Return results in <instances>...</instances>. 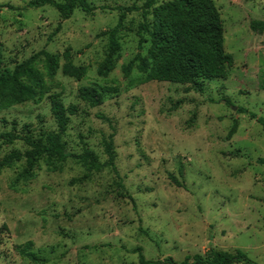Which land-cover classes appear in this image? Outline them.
<instances>
[{"label": "rangeland", "instance_id": "rangeland-1", "mask_svg": "<svg viewBox=\"0 0 264 264\" xmlns=\"http://www.w3.org/2000/svg\"><path fill=\"white\" fill-rule=\"evenodd\" d=\"M28 1L0 0V72L40 51L56 56L59 69L45 80L43 96L0 111V134L13 123L34 138L55 132L48 95H58L65 108H76L62 137L67 153L86 146L103 163L100 141L112 136L116 170L133 204L108 169L77 182L87 172L73 159L54 172L41 160L25 183H15L24 161L1 169L0 264H138L135 249L147 260L174 263L210 249L239 250L264 264V128L255 119L264 121V31L250 29L252 21L264 22V0H212L232 64L223 78L202 80L201 92L139 82L145 75L137 58L150 45L140 11L124 20L114 69L98 74L108 53L101 33L116 25V8L145 0H86L93 12L75 10L67 19L49 6L25 9ZM67 63L84 67V78L63 75ZM83 87L97 89L102 103L80 100ZM25 149L0 140V160ZM26 242L44 263L17 254Z\"/></svg>", "mask_w": 264, "mask_h": 264}, {"label": "trees", "instance_id": "trees-1", "mask_svg": "<svg viewBox=\"0 0 264 264\" xmlns=\"http://www.w3.org/2000/svg\"><path fill=\"white\" fill-rule=\"evenodd\" d=\"M157 0H145L141 7H117L118 20L116 25L103 33L107 38L108 53L105 59L98 65L97 72L107 75L114 65V54L119 49L118 35L124 26V20L128 13L140 11L144 23L140 30L148 35L149 50L145 57L138 56L136 68L143 73L141 84L149 82H162L180 85H188L196 92H201V81L209 79H221L225 71L232 64L230 55L224 53L222 23L217 9L212 0H173L156 5ZM44 6L53 7L63 19H67L75 10L85 14H91L93 8L86 0H29L25 9H39ZM150 17V21H148ZM250 29L254 32L264 31V22L252 21ZM145 43L140 39L138 48ZM41 64L43 71L37 69ZM59 69L58 58L47 52L40 51L28 60L16 64L11 70L0 72V111L32 101L43 96L47 89L45 80L52 81ZM131 65L123 67L125 73H129ZM62 74L81 80L85 76L84 67H75L70 63L63 65ZM78 98L91 107L102 103V94L93 87L79 89ZM50 101V113L56 125V131L40 134L34 138L25 126L24 133L19 134L13 123L12 131L0 134L3 145H13L20 141L26 147L23 152L11 151L0 160V170L12 167L15 163L24 161L23 170L16 176L15 183L28 182L34 178L33 170L39 161H44L52 172L59 168L68 159L75 160L88 174L99 173L108 169L116 178V186L120 192L133 204L130 196L125 194V188L118 176L115 166V152L112 136L102 138L100 145L105 156L101 163L93 151L86 146L82 147L79 155L69 154L66 151L62 137L68 125V116L76 113V108H65L58 95H48ZM255 118L254 114H249ZM264 128V121L255 118ZM234 133V128L229 136ZM264 164V160L260 161ZM182 176V172L180 173ZM172 182L180 187L174 179ZM76 181H71L73 184ZM32 243L26 242L15 248L17 254L33 263H44L35 252L31 250ZM138 256V264H255L246 254L237 250L234 253L208 250L204 255L186 256L182 262L174 263L171 258L162 261L147 260L140 249H135Z\"/></svg>", "mask_w": 264, "mask_h": 264}]
</instances>
